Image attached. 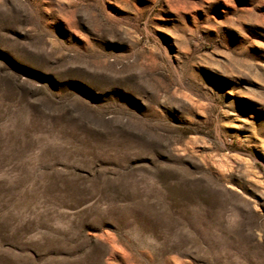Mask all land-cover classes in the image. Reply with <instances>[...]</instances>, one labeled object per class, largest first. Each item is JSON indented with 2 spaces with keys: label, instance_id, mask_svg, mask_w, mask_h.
I'll return each instance as SVG.
<instances>
[{
  "label": "rangeland",
  "instance_id": "1",
  "mask_svg": "<svg viewBox=\"0 0 264 264\" xmlns=\"http://www.w3.org/2000/svg\"><path fill=\"white\" fill-rule=\"evenodd\" d=\"M0 264H264V0H0Z\"/></svg>",
  "mask_w": 264,
  "mask_h": 264
}]
</instances>
